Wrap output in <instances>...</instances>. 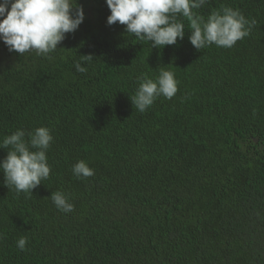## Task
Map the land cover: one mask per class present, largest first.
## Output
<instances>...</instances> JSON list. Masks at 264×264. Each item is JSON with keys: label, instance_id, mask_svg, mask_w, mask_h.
I'll return each instance as SVG.
<instances>
[{"label": "trees", "instance_id": "trees-1", "mask_svg": "<svg viewBox=\"0 0 264 264\" xmlns=\"http://www.w3.org/2000/svg\"><path fill=\"white\" fill-rule=\"evenodd\" d=\"M78 3L85 19L52 59L0 40V140L39 126L54 137L33 193L0 171V264H264V0L195 9L206 18L227 5L257 21L232 48L199 51L183 17L185 37L152 49L107 23L106 0ZM161 68L176 95L136 111L137 77ZM81 159L94 175H73ZM56 190L73 212L55 207Z\"/></svg>", "mask_w": 264, "mask_h": 264}, {"label": "clouds", "instance_id": "clouds-1", "mask_svg": "<svg viewBox=\"0 0 264 264\" xmlns=\"http://www.w3.org/2000/svg\"><path fill=\"white\" fill-rule=\"evenodd\" d=\"M209 0H106L110 10L107 23L125 26V32L139 42H150L153 48L176 44L185 37V23L191 30L189 40L195 49L203 50L211 45L232 48L238 41L250 35L257 21L247 18L240 9L227 5L212 10L207 17L195 12ZM85 19L83 6L78 0H0V40L9 51L21 56L34 52L37 56L52 59L51 53L66 38L74 33ZM92 55H82V61H90ZM76 71L85 73L81 61L75 64ZM178 91V81L171 70L161 68L153 78L147 73L137 77V87L130 100L136 111H147L161 96L171 100ZM54 137L47 126L31 131L18 128L0 140V148L7 155L0 160L4 184L16 193H33L42 181L49 178L51 166L48 150ZM73 175L87 178L94 175L86 160L72 165ZM55 207L64 212L74 211L71 197L63 191L51 193ZM4 234L0 232V240ZM16 246L27 250V237L21 236Z\"/></svg>", "mask_w": 264, "mask_h": 264}]
</instances>
